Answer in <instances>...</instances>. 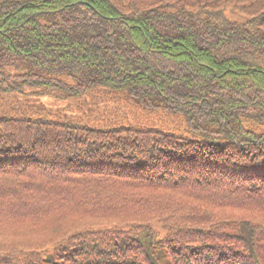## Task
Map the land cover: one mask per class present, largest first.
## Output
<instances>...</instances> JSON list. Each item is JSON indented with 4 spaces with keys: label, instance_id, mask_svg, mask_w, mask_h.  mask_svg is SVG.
I'll return each instance as SVG.
<instances>
[{
    "label": "trees",
    "instance_id": "obj_1",
    "mask_svg": "<svg viewBox=\"0 0 264 264\" xmlns=\"http://www.w3.org/2000/svg\"><path fill=\"white\" fill-rule=\"evenodd\" d=\"M261 189L264 0H0V264H264Z\"/></svg>",
    "mask_w": 264,
    "mask_h": 264
},
{
    "label": "rangeland",
    "instance_id": "obj_2",
    "mask_svg": "<svg viewBox=\"0 0 264 264\" xmlns=\"http://www.w3.org/2000/svg\"><path fill=\"white\" fill-rule=\"evenodd\" d=\"M232 14H234L233 12H231ZM233 18H237L235 15L233 16ZM239 18H240V16H239ZM53 104V103H52ZM52 104H50V105H52Z\"/></svg>",
    "mask_w": 264,
    "mask_h": 264
}]
</instances>
